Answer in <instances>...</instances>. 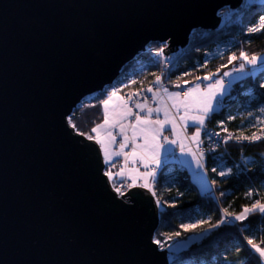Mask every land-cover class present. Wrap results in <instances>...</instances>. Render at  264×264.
Returning a JSON list of instances; mask_svg holds the SVG:
<instances>
[{
    "label": "water",
    "instance_id": "obj_1",
    "mask_svg": "<svg viewBox=\"0 0 264 264\" xmlns=\"http://www.w3.org/2000/svg\"><path fill=\"white\" fill-rule=\"evenodd\" d=\"M242 2L0 0V264H169L156 197H120L67 118L150 44L185 48Z\"/></svg>",
    "mask_w": 264,
    "mask_h": 264
},
{
    "label": "trees",
    "instance_id": "obj_2",
    "mask_svg": "<svg viewBox=\"0 0 264 264\" xmlns=\"http://www.w3.org/2000/svg\"><path fill=\"white\" fill-rule=\"evenodd\" d=\"M243 6L234 11L236 17L233 23L223 24L216 30L194 31L189 45L166 81L168 87L175 88L176 84L189 87L193 83L204 82L197 81L196 77L202 78L210 73H216L213 78L216 79L233 66L239 67L241 60L230 64L228 58L233 54L239 56L241 51L249 56L264 54V31H247L264 16V0H256L247 8ZM225 12L226 9L220 14ZM159 49V43L150 44L123 68L113 85L85 98L73 111L74 130L89 133L96 123L102 122V101L107 98L102 93L117 89L118 93L124 94L153 82L160 72V63L155 58ZM250 68L247 66L245 72ZM239 74L232 77L230 90L220 110L207 121V129L226 127L237 135H252L264 130V125L259 123L264 120V112L260 111L264 108V87L261 86L264 85V68H260L254 76L244 74L241 79L234 80ZM184 81H189V84H184ZM219 121H223V125ZM203 138H206L204 132L201 140ZM204 156L211 184L207 192H203L193 174L175 160L164 165L157 173L154 191L156 200L161 203L158 206L159 227L155 240L161 241V249L168 250L169 264H262L247 240L251 238L264 247V243H261L264 240V215L255 213L244 221L226 222L217 228H209V225L221 219L224 209L239 214L243 206L250 207L256 200L264 203V139L230 142L217 150H210ZM107 167L109 169L110 165ZM228 169H231L230 173H227ZM221 171L227 174L220 176ZM249 191L252 192L251 196L246 195ZM182 224H198V227L186 231L180 227ZM176 232L181 235L175 236ZM169 236L171 240L166 239ZM189 239L191 241L185 248L172 250L173 245Z\"/></svg>",
    "mask_w": 264,
    "mask_h": 264
},
{
    "label": "snow or ice",
    "instance_id": "obj_3",
    "mask_svg": "<svg viewBox=\"0 0 264 264\" xmlns=\"http://www.w3.org/2000/svg\"><path fill=\"white\" fill-rule=\"evenodd\" d=\"M253 2L255 0H246L243 7L247 8ZM247 31L249 33L264 31V16L260 17L257 25L249 27ZM163 50V47H161L158 52L162 54ZM236 60L242 61L238 68L233 69L237 73H245L247 66H252L251 70L245 74L254 76L260 68H264V54L249 56L245 51H241L239 56L233 54L228 58L230 64ZM257 65L260 68H257ZM217 72H219V69H217ZM215 76L216 73H210L202 78L196 77L197 81L203 80L208 81V83L204 87H201L199 82L193 83L187 88L183 96L179 91H169L167 87L163 86L162 78L159 75L155 76L153 82L156 86L155 90L152 86H149L141 92L128 94L127 98L119 95L117 89H113L110 93H102L107 95V98L102 101V122L96 123L89 133L79 132L78 130L77 132L79 135L85 136L88 141H94L100 146L104 163L110 165L104 174L112 182V187L119 196L125 195V192L122 191V187L125 186L126 188L142 187L151 191L155 196L154 184L157 171L162 164L165 166L169 164V157L175 152L173 146L179 148L183 157V159H175V162L182 167L188 166L189 168L194 162L195 169L192 172L195 180L199 182L202 188L207 187V181L202 171L204 168V150L201 147L203 143L201 134L204 132L209 140L213 136H219V133L207 131L205 125L206 121L220 110L223 96L230 90L232 82L230 81L226 85L225 78L231 77L232 72H224L219 79L213 81ZM239 79H241L239 76L234 78V80ZM183 83L189 84V81ZM261 86L264 87V85ZM176 87L180 88L181 85L176 84ZM144 92L151 93V102L147 96H143ZM141 96H143V100L139 99ZM90 106L95 107V105ZM260 111L264 112V108ZM161 115L163 118H161ZM74 118L75 112L69 115L67 119L70 127L76 129V124L73 122ZM218 123L223 125V121ZM259 123L264 125V120H260ZM188 127L195 128L191 135L187 134ZM114 131H118L119 141ZM166 131L172 133V138L164 135ZM223 131L226 132L227 129L225 128ZM232 139L257 141L264 139V130H261L259 134L254 132L250 136L241 133L240 135L229 134L226 137V141ZM114 145L116 147H113ZM125 149H129V151H125ZM120 157H123L121 167L113 173L111 168L115 167L114 159ZM129 164L132 167H129ZM137 165H140L144 171H140ZM213 171L215 172L216 169H213ZM230 172L231 169H228L227 173ZM227 173L221 171L219 175L225 176ZM116 178L122 179L121 186H117ZM246 195L251 196L252 192L249 191ZM160 203L157 200L158 206H160ZM255 213L264 215V203L260 200L254 201L250 207L243 206L239 214L224 209L221 219L216 224L209 225V228H217L226 222L244 221ZM228 218H231V220ZM199 223L207 222L200 221ZM180 227L186 231H191L195 230L198 224H182ZM174 235L180 236L181 233L176 232ZM166 239L171 240L172 237L169 236ZM154 242L163 247L159 239L154 240ZM247 243L251 250L258 254V260L264 264V247L255 243L251 238L247 240ZM261 243H264V240Z\"/></svg>",
    "mask_w": 264,
    "mask_h": 264
},
{
    "label": "built area",
    "instance_id": "obj_4",
    "mask_svg": "<svg viewBox=\"0 0 264 264\" xmlns=\"http://www.w3.org/2000/svg\"><path fill=\"white\" fill-rule=\"evenodd\" d=\"M256 1V0H255ZM246 3V0H243L242 4L239 6H243L245 5ZM238 7V8H239ZM238 8H226L227 12H225L223 15L222 14H219L221 16V23L219 26L223 25V24H231L233 23L235 17H236V14L234 13V11ZM231 14V15H229ZM192 37V36H191ZM169 46V43L168 42H162L160 43V48L163 47V49L167 48ZM185 48H178L177 50L175 51H171L169 52L168 54L164 52L163 50V53H159L158 51L155 53V58L156 60L160 63V72H159V76H161L162 80V84L163 86L165 87H168L167 85V79L169 78L173 68L176 67V65L178 64L179 60L181 59L185 49ZM235 68H238L237 65L233 66L229 72H232V76L231 77H226L225 78V83L226 85L232 81V77L237 75L238 73L237 72H234L233 69ZM221 77V76H220ZM220 77L216 78V79H219ZM215 79H213L214 81ZM154 82V81H153ZM151 82L150 84L140 88V89H137L135 91H130V92H125L124 94H122L125 98H127V95L128 94H131V93H135V92H141L143 89H147L149 86H152L155 90V85L154 83ZM201 83V86L204 87L206 85V82H200ZM231 85H232V82H231ZM230 85V86H231ZM188 87H180V88H177L175 87L174 89H176L177 91H179L181 93V95L183 96L184 93L186 92ZM143 96H147L149 101L151 102V93H147V92H144L143 93ZM143 96L139 97V99L143 100ZM131 103V102H130ZM222 103H223V100H222ZM153 107L155 106L154 104L152 105ZM135 111V109H134ZM226 128V127H225ZM225 128H219V129H216V128H206L207 131H210V132H215V133H219V136H213L211 138V140H209V138L206 136V138H203L202 139V149L204 150V155L207 154L210 150H217L218 148H220L221 146H225L227 145L228 143L230 142H234V141H237L235 139H232V140H227L226 141V137L229 135V134H233V135H237L235 134L234 132H231L229 131L227 128V131H223V129ZM260 132V131H259ZM259 132H257L259 134ZM115 134L117 135V138L120 139L119 135H118V132L116 131ZM250 136V135H248ZM170 137V136H169ZM226 141V142H225ZM237 142H252V141H237ZM179 153V149L175 150V154H178ZM109 166V165H107ZM106 166V167H107ZM129 166H131V164H129ZM123 182L122 181H117L116 184L117 186H121ZM122 191L125 192V189L122 187ZM121 197V196H120ZM229 220H231V218H228Z\"/></svg>",
    "mask_w": 264,
    "mask_h": 264
},
{
    "label": "crops",
    "instance_id": "obj_5",
    "mask_svg": "<svg viewBox=\"0 0 264 264\" xmlns=\"http://www.w3.org/2000/svg\"><path fill=\"white\" fill-rule=\"evenodd\" d=\"M246 73V72H245ZM245 73H240L239 74V77H242ZM206 82V84L208 83V81H205ZM190 87V86H189ZM202 87V86H201ZM168 89H169V91H177L176 89H174V88H170V87H167ZM119 95H121V96H123L121 93H118ZM227 94V93H226ZM225 94V95H226ZM224 98H225V96L223 97V100H224ZM153 118H155V117H153ZM161 118H163V116L161 115ZM208 121V120H207ZM207 121H206V124H207ZM195 131V128L194 127H188L187 128V134L188 135H191L193 132ZM115 132L116 131H114V134H115ZM118 132V131H117ZM164 135H166V136H170V138H172V133L171 132H169V131H166L165 133H164ZM202 135H203V132H202V134H201V138H202ZM117 140L119 141V139L117 138ZM113 147H116V145H114ZM174 148H175V150H177V149H179L178 147H176V146H173ZM125 151H129V149H125ZM175 159H183V157H182V155H181V153H180V151H179V153L178 154H175V152H174V154L172 155V156H170L169 157V161H172V160H175ZM114 162H116V165H115V167H112L111 168V171L113 172V173H115V172H117L119 169H120V167H121V164H122V162H123V157H120V158H115L114 159ZM203 164H204V168H203V173H204V176H205V179H206V181H207V187H205V188H202L201 186H200V184H199V182H197L198 183V185H199V187H200V189L203 191V192H207V191H209L210 189H211V184H210V180H209V177H208V174H207V171H206V158H205V156H204V158H203ZM164 165L162 164V166H161V168L163 167ZM129 167H132V165L131 166H129ZM137 167H139L140 168V171H144V169L140 166V165H137ZM192 174H193V172H192V170L193 169H195V164H194V162L192 163V165H191V168H189L188 166H185ZM160 168V169H161ZM160 169H158V171H157V173L159 172V170ZM195 179V178H194ZM116 181H122V179L121 178H116ZM129 183L131 182V181H128Z\"/></svg>",
    "mask_w": 264,
    "mask_h": 264
},
{
    "label": "rangeland",
    "instance_id": "obj_6",
    "mask_svg": "<svg viewBox=\"0 0 264 264\" xmlns=\"http://www.w3.org/2000/svg\"><path fill=\"white\" fill-rule=\"evenodd\" d=\"M251 68H252V66H251ZM251 68H250V70H251ZM257 68H259L258 66H257ZM225 96V95H224ZM223 96V97H224ZM108 169V167H106V170ZM123 182V181H122ZM124 189H125V194L128 192V190L130 189V188H126V186L125 187H123ZM190 241H191V239H189V240H185V241H181V242H179V243H177L176 245H173L174 246V248L172 249V250H177V249H179V248H185L186 246H188V244L190 243ZM172 248V246L171 247H169V249H171ZM166 250V249H165ZM168 251V250H167Z\"/></svg>",
    "mask_w": 264,
    "mask_h": 264
}]
</instances>
